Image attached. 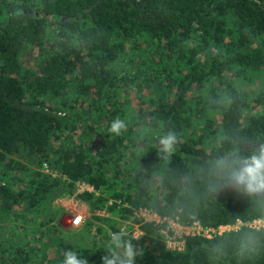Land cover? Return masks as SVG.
Masks as SVG:
<instances>
[{"label":"trees","instance_id":"trees-1","mask_svg":"<svg viewBox=\"0 0 264 264\" xmlns=\"http://www.w3.org/2000/svg\"><path fill=\"white\" fill-rule=\"evenodd\" d=\"M248 141H264V0H0V264H102L135 223V264H264L257 205L207 191L206 161ZM66 196L91 211L78 227L53 204ZM170 220L203 230L173 248Z\"/></svg>","mask_w":264,"mask_h":264},{"label":"clouds","instance_id":"clouds-1","mask_svg":"<svg viewBox=\"0 0 264 264\" xmlns=\"http://www.w3.org/2000/svg\"><path fill=\"white\" fill-rule=\"evenodd\" d=\"M127 128L126 121L117 117L111 122L109 131L119 136ZM155 141L150 146L156 148L161 159H168L176 152L181 137L174 127H170L158 135ZM239 143L242 141H237ZM133 148L136 152L145 150L144 145L135 143ZM205 170L207 191L211 196L218 198L220 193L231 190L252 199L257 205L260 219L248 233L255 240L257 233L264 232V141H248L247 150L234 146L218 153L206 161ZM143 235L142 231H130L127 228L110 232L104 247L106 254L101 257L102 264H135L137 256L143 255L144 249L133 241H139ZM62 264H88V259L76 251L67 250Z\"/></svg>","mask_w":264,"mask_h":264},{"label":"rangeland","instance_id":"rangeland-1","mask_svg":"<svg viewBox=\"0 0 264 264\" xmlns=\"http://www.w3.org/2000/svg\"><path fill=\"white\" fill-rule=\"evenodd\" d=\"M49 171V169H47ZM78 191L82 192L83 190L89 189L92 191V187L88 186L85 183H79ZM56 207H63L67 210L62 217L61 223L65 228L78 227L84 223V220L91 217V211L88 208V205L81 202L75 196H66L58 198L53 203ZM81 216L80 222L76 223L75 221ZM137 218H145L146 220H156L161 221V217L157 214L151 212L150 210L140 209L136 211ZM171 227L174 229L173 233L168 232V244L173 248L182 249L184 246L183 236L188 234H197L198 230L195 227H184L180 223L170 220ZM136 230L139 231V223H135ZM191 230L193 231L191 233ZM181 247V248H180Z\"/></svg>","mask_w":264,"mask_h":264},{"label":"built area","instance_id":"built-area-1","mask_svg":"<svg viewBox=\"0 0 264 264\" xmlns=\"http://www.w3.org/2000/svg\"><path fill=\"white\" fill-rule=\"evenodd\" d=\"M80 219H81V216L75 221L76 223H79L80 222ZM259 222V219H257V220H255V221H253V222H251L250 223V225L251 226H254V225H256L257 223ZM244 224H248V223H244L243 221H238L237 222V224H235L234 226H232V225H226V226H221L219 229H218V231H219V233H221V232H223V231H226V230H230V229H233V228H236V229H238L241 225H244ZM191 227H195V228H197V230H198V234H200L201 232H202V230H203V227L198 223V222H196L194 225H192ZM207 231L208 232H210V229H207ZM212 231H216V230H212ZM193 231L191 230V233H192ZM209 235H210V233H209ZM183 246H184V244H183ZM181 248V247H180Z\"/></svg>","mask_w":264,"mask_h":264}]
</instances>
